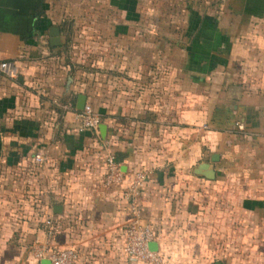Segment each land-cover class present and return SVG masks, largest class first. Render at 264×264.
I'll return each mask as SVG.
<instances>
[{"label": "crops", "instance_id": "crops-1", "mask_svg": "<svg viewBox=\"0 0 264 264\" xmlns=\"http://www.w3.org/2000/svg\"><path fill=\"white\" fill-rule=\"evenodd\" d=\"M255 49L264 69V0H0V61L19 68L0 73V264H51L33 255L48 217L78 264H146L124 252L136 171L152 247L171 264L205 252L218 188L264 231V81L244 67ZM81 93L105 137L82 130ZM109 151L122 184L105 183ZM202 162L215 179L195 173Z\"/></svg>", "mask_w": 264, "mask_h": 264}, {"label": "built area", "instance_id": "built-area-1", "mask_svg": "<svg viewBox=\"0 0 264 264\" xmlns=\"http://www.w3.org/2000/svg\"><path fill=\"white\" fill-rule=\"evenodd\" d=\"M0 73L8 77H16L19 73V68L14 61H0ZM81 119L82 130H92L99 133L102 117L94 111L89 104L79 112ZM237 128L245 130L243 123L238 122ZM37 162H42L44 156L40 153L35 155ZM105 183L107 185L122 184L128 177L123 171L120 164L116 161L115 155L112 152L106 154ZM129 184L126 188L125 196L130 202L131 220L126 229L124 252L127 257L136 262H144L146 264H171L165 259V255L158 250L152 248L157 236L149 223L144 221L143 207L140 197L142 189L147 180L145 171H136L129 177ZM46 224V239L37 241L34 245L33 255L37 260L48 259L51 264H78L79 251L73 247L59 248L52 242L53 238L60 231V224L52 217L45 220Z\"/></svg>", "mask_w": 264, "mask_h": 264}, {"label": "rangeland", "instance_id": "rangeland-1", "mask_svg": "<svg viewBox=\"0 0 264 264\" xmlns=\"http://www.w3.org/2000/svg\"><path fill=\"white\" fill-rule=\"evenodd\" d=\"M160 6L164 8V5ZM172 8L173 6L169 5L165 9V14L169 17L175 15ZM253 56L251 62L244 66L245 70L254 78L264 81V69L261 66L263 55L255 49ZM217 190L211 200H204V206L207 208L202 215V244L205 252H185L182 258L186 261L175 264H212V261L217 259L226 260L229 264H264V231L257 230L256 222L240 212L237 202H228V206L220 202L224 189ZM215 196L219 200H215ZM254 227L256 229L253 231Z\"/></svg>", "mask_w": 264, "mask_h": 264}, {"label": "water", "instance_id": "water-1", "mask_svg": "<svg viewBox=\"0 0 264 264\" xmlns=\"http://www.w3.org/2000/svg\"><path fill=\"white\" fill-rule=\"evenodd\" d=\"M51 36H52L51 44L53 45H61L65 42V37L61 34L60 28L57 26L52 28ZM71 80L72 79L70 78V81ZM86 102H87V96L84 93L79 94L77 108L79 110H83L85 108ZM100 128L103 137H105L107 133V126L102 123L100 124ZM218 159H219V155L216 154L213 155L212 157L213 162H216ZM195 173L199 176H203L211 180L215 179L217 176V172L213 167L212 163L210 162H202L201 164H199V166L196 167ZM214 264H227V263L223 261H216Z\"/></svg>", "mask_w": 264, "mask_h": 264}]
</instances>
